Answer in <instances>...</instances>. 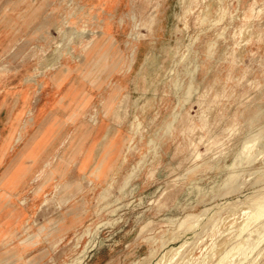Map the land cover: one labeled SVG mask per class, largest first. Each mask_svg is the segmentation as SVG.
<instances>
[{"label": "rangeland", "instance_id": "374dc122", "mask_svg": "<svg viewBox=\"0 0 264 264\" xmlns=\"http://www.w3.org/2000/svg\"><path fill=\"white\" fill-rule=\"evenodd\" d=\"M104 2L0 0V264H264V0Z\"/></svg>", "mask_w": 264, "mask_h": 264}, {"label": "bare ground", "instance_id": "6f19581e", "mask_svg": "<svg viewBox=\"0 0 264 264\" xmlns=\"http://www.w3.org/2000/svg\"><path fill=\"white\" fill-rule=\"evenodd\" d=\"M106 3H109V0H105V2H104V4H106ZM103 4V5H104ZM261 11V10H260ZM184 12V11H183ZM240 28H241V26H240ZM174 48V47H173ZM187 50V49H186ZM106 55V54H105ZM108 57V56H107ZM52 60V59H51ZM49 61V60H48ZM45 64V63H44ZM43 64V65H44ZM48 65L50 66V64L48 63ZM46 67H47V65H46ZM170 71V70H169ZM100 86V85H99ZM121 89H122V86L119 84V83H117V84H115V86L114 87H111L110 88V90H109V92H108V96H107V100H106V103H105V110L107 111V110H109V109H111L112 107H113V110H114V113H115V115L116 116H118L120 119L121 118H123V116H124V114H125V112H126V110H127V105H126V96H127V93H125L124 95H123V98H121V99H119L118 100V96H119V94H120V91H121ZM20 98V97H19ZM8 105H9V103H8ZM15 108V107H14ZM171 120H172V118H171ZM170 122V121H169ZM137 124H139V121L137 122ZM171 124V123H170ZM98 129V128H97ZM95 133V132H94ZM131 135V134H130ZM93 137V136H92ZM104 137V134L102 135V138ZM120 137V136H119ZM102 140V139H101ZM124 140V139H123ZM128 140V139H127ZM89 141V140H88ZM99 141V140H98ZM130 141V140H129ZM90 142V141H89ZM119 143H120V141H119ZM257 143V142H256ZM252 146L253 145H249V146H247L246 144L243 146V151H244V158L245 159H243V160H238V162H242V161H248L249 160V158L250 157H252V153H251V148H252ZM87 147V146H86ZM86 147H85V149H86ZM254 147V146H253ZM252 150H253V148H252ZM110 151L111 150H107L106 151V153H105V155H107V156H109L110 155ZM65 158V155H64V153L63 152H60L59 153V155H57V157H56V160H55V167L54 168H51V172L53 173V172H57V171H59V170H61V169H59L60 168V164L62 163V162H64V159ZM248 158V159H247ZM97 163V162H96ZM96 163H93L92 164V166L94 167L93 168V170H91V172H97V170L100 168L99 166H97V165H95ZM235 165V164H234ZM132 172H133V170L132 171H129V172H126L125 174H124V180H128L129 179V177L131 176V174H132ZM83 174V173H82ZM81 177V176H80ZM131 178V177H130ZM122 182V181H121ZM125 182V181H124ZM125 184V183H124ZM123 185V184H122ZM120 187V186H119ZM121 189V188H120ZM23 209V208H22ZM189 214V213H188ZM204 214V213H203ZM202 215V214H201ZM214 220V219H213ZM212 220V221H213ZM13 221V220H12ZM11 221V222H12ZM196 221V220H195ZM264 222V210H261L259 213H257L256 214V216H255V218L252 220V222H251V226H252V224H254L253 226H256V225H258V224H261V223H263ZM184 223V222H183ZM181 226V225H180ZM184 226V225H183ZM202 226V225H201ZM187 227V226H186ZM203 229V228H202ZM204 230V229H203ZM202 230V231H203ZM250 230V229H249ZM249 230L247 229L245 232H243V237L242 238H247V237H249ZM6 231V230H5ZM201 231H199L198 233H200ZM1 233V232H0ZM203 233V232H202ZM207 233V232H206ZM201 234V233H200ZM210 235V234H209ZM208 235V236H209ZM246 246V244L244 243V241L241 239L240 240V242L239 243H237L236 244V246H235V248H234V250H233V252L232 253H230L229 255H227V256H232L234 253H237V254H239V253H241L242 252V249L244 248ZM226 261H228L227 260V258H226ZM226 261H225V259L223 260V262H224V264L226 263ZM183 263V258H182V256H178V258L175 260V262H174V264H182ZM250 264H253V262L252 261H250Z\"/></svg>", "mask_w": 264, "mask_h": 264}, {"label": "crops", "instance_id": "0c3cea01", "mask_svg": "<svg viewBox=\"0 0 264 264\" xmlns=\"http://www.w3.org/2000/svg\"><path fill=\"white\" fill-rule=\"evenodd\" d=\"M54 165H55V164H54ZM55 166H56V165H55ZM55 166H54V167H55ZM54 167H53V168H54ZM261 264H262V263H261Z\"/></svg>", "mask_w": 264, "mask_h": 264}]
</instances>
